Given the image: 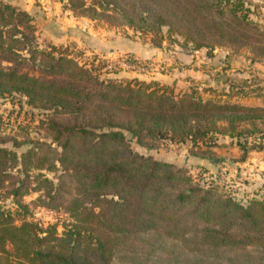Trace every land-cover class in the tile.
<instances>
[{
    "label": "trees",
    "instance_id": "16d2710c",
    "mask_svg": "<svg viewBox=\"0 0 264 264\" xmlns=\"http://www.w3.org/2000/svg\"><path fill=\"white\" fill-rule=\"evenodd\" d=\"M66 2L90 18L151 33L155 44L178 34L194 47H264L243 0ZM30 19L0 2V96L20 93L46 111L49 140L35 138L19 154L0 145V189L14 203L38 191L40 204L60 206L72 220L57 233L54 225L14 222L0 204V264H264V198L242 202L130 147L132 138L149 147L159 138L226 134L235 139L232 159L243 161L264 147V106L100 77L58 45L40 47Z\"/></svg>",
    "mask_w": 264,
    "mask_h": 264
},
{
    "label": "rangeland",
    "instance_id": "374dc122",
    "mask_svg": "<svg viewBox=\"0 0 264 264\" xmlns=\"http://www.w3.org/2000/svg\"><path fill=\"white\" fill-rule=\"evenodd\" d=\"M0 2L29 14L40 47L58 45L78 63L94 66L100 77L153 80L174 93L193 89L202 98L264 106V47L251 49L223 43L194 47L178 34H174L175 40L163 36L155 44L151 33L90 18L71 10L66 0ZM243 4L249 7L248 17L256 22L264 42V0H243ZM45 112L28 104L20 93L0 96V145L19 154L35 138L49 140L44 130ZM234 140L214 133L195 142L159 138L147 147L132 138L130 147L180 166L194 181L217 185L242 202L251 197L264 198V147L255 146L243 161H235ZM199 153L206 156L200 157ZM45 175L52 179L55 176L52 172ZM38 194L29 190L14 203L2 188L0 204L16 223L25 219L42 227L54 225L60 233L72 220L69 213L60 206L40 204Z\"/></svg>",
    "mask_w": 264,
    "mask_h": 264
}]
</instances>
